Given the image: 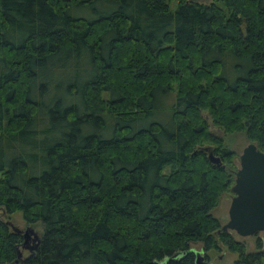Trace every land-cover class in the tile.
<instances>
[{
	"label": "trees",
	"instance_id": "obj_1",
	"mask_svg": "<svg viewBox=\"0 0 264 264\" xmlns=\"http://www.w3.org/2000/svg\"><path fill=\"white\" fill-rule=\"evenodd\" d=\"M232 132L264 152V0H0V264H264L213 215Z\"/></svg>",
	"mask_w": 264,
	"mask_h": 264
},
{
	"label": "water",
	"instance_id": "obj_2",
	"mask_svg": "<svg viewBox=\"0 0 264 264\" xmlns=\"http://www.w3.org/2000/svg\"><path fill=\"white\" fill-rule=\"evenodd\" d=\"M209 158L220 164V159L211 153ZM231 191L234 196L228 208V220L222 224L221 230H229L242 238L264 233V152L253 142L248 143L239 155V168L235 172ZM28 231H25L24 236H28ZM33 240H38L37 235L34 234ZM194 253L195 264H210L202 251L194 250ZM182 254L180 252L176 257Z\"/></svg>",
	"mask_w": 264,
	"mask_h": 264
},
{
	"label": "rangeland",
	"instance_id": "obj_3",
	"mask_svg": "<svg viewBox=\"0 0 264 264\" xmlns=\"http://www.w3.org/2000/svg\"><path fill=\"white\" fill-rule=\"evenodd\" d=\"M196 1L208 4L214 0H196ZM212 130L217 131L215 127H213ZM250 142L251 141L247 139L244 132H232L224 136L225 147L234 153L233 160L236 164V168H239V155L241 154L242 149ZM233 196L234 195L231 191L223 194L221 199L219 200L218 205L213 210V215L218 218L221 224L226 223L228 220V208ZM6 221L9 222L10 226H14L20 229L22 234H24L25 231L29 230L28 231L29 240L27 242V245L21 248L22 256H26L28 254L29 249L35 244L33 240L34 234L37 235V237L41 235L42 226L41 225L31 226L26 224L22 219L20 213L12 214L8 219H6ZM258 235H262V233H258L244 238L239 237L234 233L235 238L242 241L245 244L247 252L254 251L256 249L255 242ZM208 255L209 258L207 259V261L210 264H232L237 258L236 253L228 251L224 246H221V248L217 251L209 252Z\"/></svg>",
	"mask_w": 264,
	"mask_h": 264
},
{
	"label": "flooded vegetation",
	"instance_id": "obj_4",
	"mask_svg": "<svg viewBox=\"0 0 264 264\" xmlns=\"http://www.w3.org/2000/svg\"><path fill=\"white\" fill-rule=\"evenodd\" d=\"M21 235H22V237L24 238V246H26L27 245V242H28V240H29V236H24V234H22L21 232H19Z\"/></svg>",
	"mask_w": 264,
	"mask_h": 264
}]
</instances>
